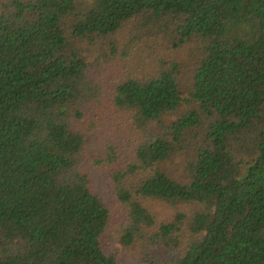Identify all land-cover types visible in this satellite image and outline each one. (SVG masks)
<instances>
[{"label": "trees", "instance_id": "1", "mask_svg": "<svg viewBox=\"0 0 264 264\" xmlns=\"http://www.w3.org/2000/svg\"><path fill=\"white\" fill-rule=\"evenodd\" d=\"M123 33L165 54L90 76ZM115 109L117 210L84 125ZM112 240L138 264H264V0H0V264H123Z\"/></svg>", "mask_w": 264, "mask_h": 264}, {"label": "rangeland", "instance_id": "2", "mask_svg": "<svg viewBox=\"0 0 264 264\" xmlns=\"http://www.w3.org/2000/svg\"><path fill=\"white\" fill-rule=\"evenodd\" d=\"M130 38L131 36L127 34L125 36L123 33V39L113 47L115 48V58L110 65L104 63L103 58L100 59L102 61L100 64H98V60L95 62V59L92 58L90 60V76L95 78L103 75L108 76L109 66L116 71L119 70L118 72L122 74L130 76L140 74L141 70L148 69L151 64L157 62L158 58L165 54V52H154L149 46L142 45V41L132 40L129 42ZM108 50H111L110 47ZM104 54L105 52L101 55ZM104 111L106 108L102 109V112ZM84 125L88 133L87 139H89L86 161L93 191L110 204L114 210H117L118 207L112 200L110 184L107 179L110 174V166H101L98 161L101 156L105 158V155H110L117 167L131 163L132 144L135 141V135L128 131V115L119 109H115V111L104 116L92 113ZM163 212L166 213V210ZM111 243L118 250L120 261L123 264H138L134 259L135 257L128 253L125 254L121 246L115 241L112 240Z\"/></svg>", "mask_w": 264, "mask_h": 264}]
</instances>
